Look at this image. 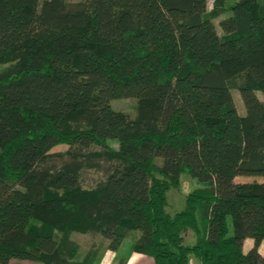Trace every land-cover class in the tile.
Here are the masks:
<instances>
[{"label": "trees", "instance_id": "16d2710c", "mask_svg": "<svg viewBox=\"0 0 264 264\" xmlns=\"http://www.w3.org/2000/svg\"><path fill=\"white\" fill-rule=\"evenodd\" d=\"M225 5L0 0V264H93L74 232L118 250L134 230L156 264H264V181L236 180L264 176V0H239L220 35ZM126 97L135 117L111 104ZM85 168L104 176L85 187ZM183 172L200 186L171 215Z\"/></svg>", "mask_w": 264, "mask_h": 264}, {"label": "rangeland", "instance_id": "374dc122", "mask_svg": "<svg viewBox=\"0 0 264 264\" xmlns=\"http://www.w3.org/2000/svg\"><path fill=\"white\" fill-rule=\"evenodd\" d=\"M70 1H78V0H70ZM239 0H226V5L224 7V12L218 16L215 17L214 22L217 27L218 33L220 35L224 34L223 29L220 26V21L228 17L231 14V8L233 7L234 4H236ZM214 8V0H208V9L212 10ZM219 9V8H218ZM3 65H0V70L2 69ZM233 97L234 101L236 103L237 109L240 114L244 115L246 113V108L242 99V96L240 94V91L238 89H233ZM258 95L261 100H264V94L259 91ZM112 106L116 110H121L126 112L128 115L131 117H135L137 114V99L133 97H126V98H119V99H114L111 102ZM109 145L111 147L117 148L118 143L114 140H109ZM69 148L68 144H59L56 146L52 151H65ZM91 150H97L100 149L99 145H92L90 147ZM51 163L54 164H59L60 160L56 157L50 161ZM161 160L158 159V163H160ZM104 176L102 170H98L95 168H85L82 172V184L85 187H92L96 184L98 180H100ZM238 181H264V176L260 175H254V176H238L237 179ZM200 186V184L193 178L188 173L183 172L180 176L179 184L176 186H171L170 189L167 191V198H168V205H167V211L171 214L174 215L180 210H182L185 206V200L186 196L195 188ZM189 232V231H188ZM190 237L185 238V241L188 244L195 243L196 241V236L195 232L193 230H190ZM140 235L139 230H134L128 235L122 242L121 245V250L119 253H116V255L120 254H128L132 253L131 252V247L136 238ZM189 236V235H187ZM72 238L78 242L80 245L79 252L77 255V259L82 260L87 252L92 248L93 243H96V246L99 247V254L97 256V259L93 264H99L101 259L103 258V255L108 251L109 247V241L102 237L101 235H96V236H91L88 234H83L80 232H74L72 234ZM153 258V257H152ZM154 259V258H153ZM199 259V258H197ZM37 264H42V263H37ZM117 264H120V261H118Z\"/></svg>", "mask_w": 264, "mask_h": 264}, {"label": "crops", "instance_id": "0c3cea01", "mask_svg": "<svg viewBox=\"0 0 264 264\" xmlns=\"http://www.w3.org/2000/svg\"><path fill=\"white\" fill-rule=\"evenodd\" d=\"M189 233L190 231L187 232V235L189 236L186 235V239L190 237ZM252 245H253V239L246 238L243 246L244 251L246 252ZM120 248L118 250L108 249V251L103 255V258L101 259L99 264H117L118 261L123 262L125 264H156L155 260L152 257L138 252L116 255V253L120 252L121 250ZM259 250L260 253L264 255V240L262 241ZM197 258L198 257H196L195 255H192L188 264H202L200 259ZM37 263H41V262L22 260V259H12L9 264H37Z\"/></svg>", "mask_w": 264, "mask_h": 264}]
</instances>
